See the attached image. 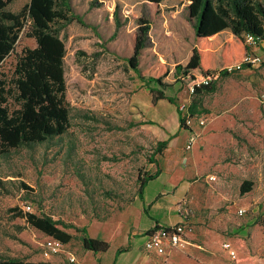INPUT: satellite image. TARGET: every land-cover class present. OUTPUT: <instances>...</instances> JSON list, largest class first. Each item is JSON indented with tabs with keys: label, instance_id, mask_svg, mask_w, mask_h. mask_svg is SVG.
Returning <instances> with one entry per match:
<instances>
[{
	"label": "rangeland",
	"instance_id": "1",
	"mask_svg": "<svg viewBox=\"0 0 264 264\" xmlns=\"http://www.w3.org/2000/svg\"><path fill=\"white\" fill-rule=\"evenodd\" d=\"M29 1L16 0L9 8L19 13ZM191 2L71 0L81 22L61 36L72 128L56 146L21 149L1 162L0 254L53 264H264V43L251 49L262 56L260 66L220 77L216 91L200 97L198 113L207 123L194 126L200 136L192 149L186 148L191 131L181 129L177 106L167 100L154 105L128 61L138 20L150 18L143 63L155 55L169 62L167 93L178 104L194 102L174 74L193 53L195 31L181 17ZM221 38L234 36L225 31ZM36 47L23 33L0 76L12 78L22 50ZM160 141H168V149L152 163ZM158 167L164 174L148 184L144 200L140 178ZM176 173L188 186L183 194L172 187ZM246 181L254 187L243 196ZM27 204L33 214L73 226L67 231L76 237L61 254L44 257L47 236L28 225ZM181 223L190 244L163 256L145 250V233ZM84 227L111 248L86 250L78 232ZM224 243L232 244L235 257ZM119 248L125 251L115 260Z\"/></svg>",
	"mask_w": 264,
	"mask_h": 264
},
{
	"label": "trees",
	"instance_id": "2",
	"mask_svg": "<svg viewBox=\"0 0 264 264\" xmlns=\"http://www.w3.org/2000/svg\"><path fill=\"white\" fill-rule=\"evenodd\" d=\"M14 1L0 0V67L14 52L23 33L34 38L37 47L22 50L12 78L0 76V167L2 161L10 159L18 150L31 152L43 145L56 146L57 139L70 132L72 109L67 100V47L61 34L73 22H81L73 11L71 0H30L19 13L9 8ZM163 1L150 0V3ZM181 17L196 36L188 63L175 67L176 79L185 87L209 75L219 74V78L231 75L224 68L240 59L246 48V36L264 39V0H192L181 11ZM118 18L117 27L120 28ZM152 26L150 18L138 20L134 51L128 58L130 68L147 84L154 105L167 100L177 106L181 117L178 99L166 91L170 87L166 80L172 74L173 66L159 55H155L151 62L142 61L143 51L151 44ZM225 31L232 33V41L221 38ZM219 78L196 90L195 101L190 107L193 114L198 113L200 97L206 92L216 91ZM181 118V129H187ZM167 149L168 141L158 142L151 157L152 163H157L156 155L164 157ZM161 174L162 169L158 167L155 173H147L146 177L140 178L138 193L142 199H145L148 184ZM253 187L252 181H246L241 186L243 196ZM23 217L29 226L66 245L76 237L67 231L73 226L65 225L52 216L26 212ZM78 232L83 233L84 248L94 254L105 253L111 248L109 242L91 237L87 227L78 229ZM124 251L125 248H119L116 258ZM0 264L53 263L0 254Z\"/></svg>",
	"mask_w": 264,
	"mask_h": 264
},
{
	"label": "built area",
	"instance_id": "3",
	"mask_svg": "<svg viewBox=\"0 0 264 264\" xmlns=\"http://www.w3.org/2000/svg\"><path fill=\"white\" fill-rule=\"evenodd\" d=\"M264 39L258 40L253 35L246 36V48L242 57L235 63L227 65L224 69L230 74L243 71L247 68H255L262 64L263 58L255 50H251L257 45L263 44ZM219 78L217 75H209L200 80L193 81L188 88L190 97H193L196 94V90L202 88L203 86L210 85L213 81ZM191 101L187 103L179 104V109L181 112V119L185 123L187 130L191 131L189 135V140L186 145L187 149H192L196 143L197 138L200 136L195 130L194 126L198 125L203 127L206 125L207 121L205 116L200 115L199 113L193 114L190 111ZM214 180V179H213ZM25 210L28 213H33V208L31 205L27 204ZM240 214L244 215V210L240 209ZM145 239V250L149 253H156L159 256L165 255L169 250L174 248H180L188 243L187 238V226L185 224H175L172 226H160L155 228L154 231L146 233L144 235ZM66 244L62 243L61 240L47 237L43 248V255L46 259L52 258L54 255L61 254L65 248ZM224 248L231 257L236 256V250L233 248L231 243H224ZM71 261H75V257H70Z\"/></svg>",
	"mask_w": 264,
	"mask_h": 264
},
{
	"label": "crops",
	"instance_id": "4",
	"mask_svg": "<svg viewBox=\"0 0 264 264\" xmlns=\"http://www.w3.org/2000/svg\"><path fill=\"white\" fill-rule=\"evenodd\" d=\"M144 83V82H143ZM179 112V111H178ZM180 114V113H179ZM163 174H164V171L162 172V174L160 175L161 177L163 176ZM159 176V177H160ZM172 187H173V189H176L177 191H179L181 194H183V193H185L186 191H187V189H188V186H183V185H181V178H180V175H178V173H176L173 177H172ZM168 194H170V193H168ZM180 194V195H181ZM145 195H146V192H145ZM179 198V197H178ZM177 198V199H178ZM144 200H146V197H145V199ZM146 234V233H145ZM144 234V235H145ZM187 238H190V235H187ZM144 241H145V239H144ZM188 243L190 244L191 242H190V240H188ZM145 247V246H144ZM118 250V249H117ZM159 255V254H158ZM119 258V257H118ZM118 258H115V260H117ZM39 261H46V260H43V259H41V260H39Z\"/></svg>",
	"mask_w": 264,
	"mask_h": 264
}]
</instances>
